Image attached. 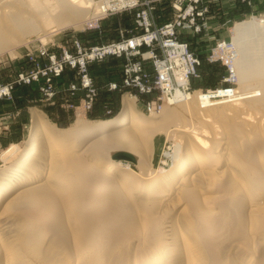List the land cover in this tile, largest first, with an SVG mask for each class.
<instances>
[{"label": "bare ground", "instance_id": "6f19581e", "mask_svg": "<svg viewBox=\"0 0 264 264\" xmlns=\"http://www.w3.org/2000/svg\"><path fill=\"white\" fill-rule=\"evenodd\" d=\"M108 1L0 0V54L41 27L81 28ZM232 29L234 85L219 97L174 85L146 115L124 94L114 116L65 128L30 108L23 145L0 153V264H264V16Z\"/></svg>", "mask_w": 264, "mask_h": 264}, {"label": "rangeland", "instance_id": "374dc122", "mask_svg": "<svg viewBox=\"0 0 264 264\" xmlns=\"http://www.w3.org/2000/svg\"><path fill=\"white\" fill-rule=\"evenodd\" d=\"M196 6L195 11L204 10L202 15L195 14V22L200 24V30L194 26L183 25L188 22L189 16H179L180 27L176 28V39L186 42L189 49L199 60L197 75L190 78V91L197 89L212 90L224 87L228 75V65L225 54L216 52L219 41L229 42L233 36L232 26L239 21L248 19L252 15L264 16V0H137L133 6L111 9L103 16L90 19L83 27L74 28L63 26L57 28H43L49 35L39 37L44 31H34L26 34V43L16 46V54L9 52L0 54V85L11 86L9 97H0V153L11 143L22 146L30 128V108L41 111L47 121L54 122L58 128H65L72 124L76 117L86 119H102L114 116L122 106V96H135V106L143 114L160 115L165 108L171 106L164 103L162 91L157 88L152 93L144 94L131 89H109L111 82H121L123 65L128 60L141 59V54L154 49L156 55H163L161 42L155 41L151 47L142 45L141 53L130 54L122 52L121 55L106 54L100 59L89 61L87 72L97 89L92 107L85 108L86 91L81 87V73L78 68L63 63L59 75H45L51 69L50 55L60 59L64 52L78 57L80 52L88 53L93 46H102L112 42L126 40L141 36L145 31L138 17L141 11H146L151 23L162 26L174 22L179 13L187 5ZM53 31H50L52 30ZM29 38V39H27ZM256 38V36H254ZM80 45V52H78ZM45 50V55L41 54ZM130 54V55H129ZM145 56V55H144ZM259 60L264 61V56ZM146 72L154 76L152 58L142 60ZM37 71L36 79L26 82L20 79L19 73ZM77 88L71 90V85ZM234 85V84H233ZM238 84L235 85L237 91ZM193 91V92H194ZM191 92V93H193ZM154 101L156 110L149 112L146 103ZM164 103V104H163ZM80 114V115H79ZM82 114V115H81ZM155 162L156 166L168 167L170 162L165 150L172 148L169 139L164 135L156 137ZM131 162V161H130ZM131 162L136 169L135 163ZM4 162L0 159V168Z\"/></svg>", "mask_w": 264, "mask_h": 264}, {"label": "built area", "instance_id": "2783aa9c", "mask_svg": "<svg viewBox=\"0 0 264 264\" xmlns=\"http://www.w3.org/2000/svg\"><path fill=\"white\" fill-rule=\"evenodd\" d=\"M196 1L198 0H193V2ZM108 3L109 4L105 9L106 13L111 9L133 6L137 3V0H109ZM195 8L196 6H194L192 3H189L185 10L178 14L174 22H168L162 26H156L152 24L147 12L141 11L138 14V20L145 31L141 36L128 38L118 42H112L102 46H93L86 54L80 52V45L77 44L79 47L78 52H80V56L74 57L68 54L66 51L60 59H57L55 55H50L51 69H49L48 73L43 72V74L59 75L63 69V63L65 62L72 67L78 68L79 72L81 73L80 85L86 91V100L84 102L85 108L90 109L92 107L93 100L95 99L94 97L97 94V89L94 86L92 78L87 72L88 62L95 59H100L106 54H114L119 56L125 51L130 54H139L141 53L140 48L142 45L146 44L151 47L152 44L157 41L161 42L160 46L163 50L162 57L156 55L154 49L150 48L149 51L141 54V59L128 58V60L123 65V77L121 82L119 84L114 81L109 83V89L124 90L133 88L138 92L149 94L155 89L159 88L162 91V98L160 99L162 101L166 96L172 93L174 90V85L179 86V88L185 92L190 91L189 81L192 76H196L198 74L196 67L199 63V60L189 49V46L186 42H181L176 39L175 31L176 28L181 26V20L179 19V16L185 17L186 15L189 16V20L183 25L186 27L194 26L196 31L200 30L201 25L195 22V14L202 15L204 13L203 11L206 9H197V11H195ZM228 44L229 42L219 41L216 47L221 50L224 45L227 47ZM41 54L45 55V50H42ZM144 55L147 58H152L155 71L154 76L149 72H146L144 68V63L142 61L145 58ZM229 63L230 61L228 60V75L225 79V81L228 82L227 85L224 87L220 86L212 90H205L206 93L210 92L209 95L211 97H219L222 95L220 90H231L233 87L232 81L234 78L232 77L233 72ZM179 68H184L183 76L185 77L184 80H186V83L183 81L182 84H179L176 81L175 75ZM19 77L23 81L30 82V80L36 79L38 77V72L32 70L30 73H19ZM10 88L11 86L9 84H1L0 97H9L11 92ZM76 88L77 87L74 84L71 85V90H75ZM146 107L148 111L152 108H156L155 102H147Z\"/></svg>", "mask_w": 264, "mask_h": 264}, {"label": "water", "instance_id": "95a60500", "mask_svg": "<svg viewBox=\"0 0 264 264\" xmlns=\"http://www.w3.org/2000/svg\"><path fill=\"white\" fill-rule=\"evenodd\" d=\"M118 156H126V157H131L129 156L127 153H124V152H120V153H117Z\"/></svg>", "mask_w": 264, "mask_h": 264}]
</instances>
